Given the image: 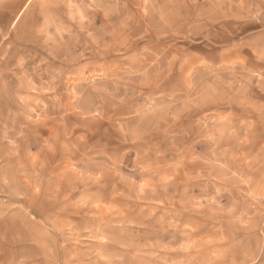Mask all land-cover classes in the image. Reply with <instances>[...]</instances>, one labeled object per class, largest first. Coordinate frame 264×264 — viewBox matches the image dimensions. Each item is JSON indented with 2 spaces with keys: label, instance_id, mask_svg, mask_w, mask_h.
<instances>
[{
  "label": "rangeland",
  "instance_id": "374dc122",
  "mask_svg": "<svg viewBox=\"0 0 264 264\" xmlns=\"http://www.w3.org/2000/svg\"><path fill=\"white\" fill-rule=\"evenodd\" d=\"M0 264H264V0H0Z\"/></svg>",
  "mask_w": 264,
  "mask_h": 264
},
{
  "label": "bare ground",
  "instance_id": "6f19581e",
  "mask_svg": "<svg viewBox=\"0 0 264 264\" xmlns=\"http://www.w3.org/2000/svg\"><path fill=\"white\" fill-rule=\"evenodd\" d=\"M35 133V132H34ZM15 238V237H14ZM13 239V238H12ZM13 241V240H12Z\"/></svg>",
  "mask_w": 264,
  "mask_h": 264
}]
</instances>
